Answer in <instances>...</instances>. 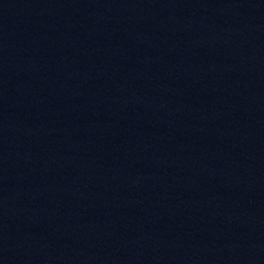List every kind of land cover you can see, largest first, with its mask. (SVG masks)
<instances>
[{
	"label": "water",
	"instance_id": "95a60500",
	"mask_svg": "<svg viewBox=\"0 0 264 264\" xmlns=\"http://www.w3.org/2000/svg\"><path fill=\"white\" fill-rule=\"evenodd\" d=\"M0 264H264V0H0Z\"/></svg>",
	"mask_w": 264,
	"mask_h": 264
}]
</instances>
